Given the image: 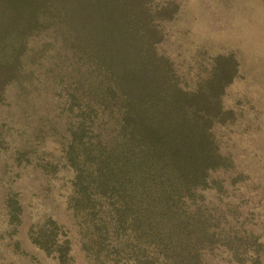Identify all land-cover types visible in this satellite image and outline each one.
<instances>
[{"label":"trees","instance_id":"obj_1","mask_svg":"<svg viewBox=\"0 0 264 264\" xmlns=\"http://www.w3.org/2000/svg\"><path fill=\"white\" fill-rule=\"evenodd\" d=\"M149 2L0 0V94L19 70L30 33L52 20L61 25L91 76L88 88L73 87L70 95L82 103L71 107L84 104L82 112L97 103L113 120L107 139L81 141L78 128L67 146L70 204L80 214L87 264H206L208 244L224 246L239 263L264 264L257 235L229 225L212 229L200 207L190 210L208 174L225 164L213 131L225 115L233 119L221 98L237 60L214 55L194 88L180 86L172 63L155 49L162 33L154 18H171L172 4L152 9ZM8 208L13 217L14 206ZM60 227L47 218L30 239L67 264L72 246Z\"/></svg>","mask_w":264,"mask_h":264},{"label":"rangeland","instance_id":"obj_2","mask_svg":"<svg viewBox=\"0 0 264 264\" xmlns=\"http://www.w3.org/2000/svg\"><path fill=\"white\" fill-rule=\"evenodd\" d=\"M166 3L172 4L171 18H154L162 33L155 49L172 63L180 86L194 88L214 55L231 54L238 65L221 98L233 119L225 115L213 131L225 164L208 174L190 210L200 207L210 227L257 235L263 254L264 0H150L149 6ZM27 43L19 70L0 94V264H61L30 239L47 218L70 240L67 264H87L80 214L70 204L67 146L78 128L81 141L107 139L113 120L103 117L97 103L82 112L84 104L71 107L82 103L70 95L73 87L88 88L91 76L83 74L80 62L86 60L74 56L61 25L44 23ZM8 205L15 208L13 217ZM207 246L203 263L242 264L224 246Z\"/></svg>","mask_w":264,"mask_h":264}]
</instances>
